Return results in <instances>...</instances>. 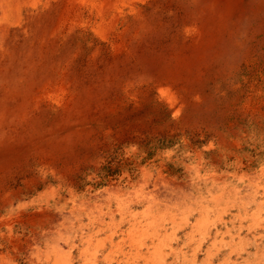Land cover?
Returning a JSON list of instances; mask_svg holds the SVG:
<instances>
[{
  "label": "rangeland",
  "instance_id": "rangeland-1",
  "mask_svg": "<svg viewBox=\"0 0 264 264\" xmlns=\"http://www.w3.org/2000/svg\"><path fill=\"white\" fill-rule=\"evenodd\" d=\"M199 1L175 0L167 8L157 2L159 10L148 11L140 24L130 23L128 54L111 58L109 52L90 61L80 47L74 111L51 113L35 133L29 232L23 235L22 223L14 231L16 240L29 242L26 251L23 245L14 249L12 264H53L55 246L71 252L69 264H151L163 243L171 250L162 245V264H202L205 251L217 248L211 264H264V222L252 227L256 207L249 203L264 201V0H229L217 9L206 0L208 49L201 60L196 42L183 34L185 27L198 28ZM181 48L185 63L169 67ZM68 52L65 47L62 53ZM165 77L175 84L174 101L158 90ZM108 187L120 189L140 221L138 259L136 246L126 239L129 216L122 218ZM222 189L232 203L203 238L194 227L200 206L211 207ZM15 196L17 203L21 195ZM151 197L155 206L149 208ZM39 207L46 210L43 218ZM207 214L214 221L215 213Z\"/></svg>",
  "mask_w": 264,
  "mask_h": 264
},
{
  "label": "bare ground",
  "instance_id": "bare-ground-1",
  "mask_svg": "<svg viewBox=\"0 0 264 264\" xmlns=\"http://www.w3.org/2000/svg\"><path fill=\"white\" fill-rule=\"evenodd\" d=\"M207 1H209V3L211 4V9L213 8V6L217 9L221 5H225L227 4V2H229V0H207ZM207 1L206 0L199 1L198 28L192 29L191 27H185L183 31V34L185 37L187 36V39H190L191 42H196L193 44L197 47L198 52L201 53L199 56L200 58L199 60H201L203 54V48H204L203 44H205V41L208 38L207 28L204 22L205 17L207 15L206 11L209 8L208 4L206 3ZM157 2H164V1L163 0H0V264H12V262L15 261L13 260L12 252L16 247L23 245L22 251L27 250L26 246L28 245L29 240L27 238L24 239L22 242L21 240H16L14 237V231L16 230V225L22 223L21 227H22L23 235L26 236L27 233L29 232V227L27 224L28 221L30 220L29 219L30 204L29 201H27V198H28V194L31 192L29 169L31 167V162L33 161L32 145L36 142L37 139L36 134H38V127L42 126L45 117L49 116L51 113L63 114V113H68L69 111L71 112L74 111L73 107L75 106L78 99L74 73H75V69L78 67V62L80 61L79 58L83 57V55H80V47L85 50V51L83 50V52L81 53L85 54L86 52L88 59L90 61L96 60V58L102 56L101 54L104 53L110 52L111 54H113L111 58L113 57L116 58V56L120 54L130 53L129 51L130 38L126 37L127 32H129L130 23L133 22V24L134 23L136 24L138 22V24H140L143 20H145V15L148 11L159 10L157 7ZM174 2L175 0H166V2H164L165 8L172 6ZM151 38L150 41L152 40ZM80 41L84 42L85 46L83 45L82 47ZM90 41L92 43H90ZM154 41H157V39H155ZM164 43L165 42H163V44ZM136 45H138V43ZM65 47L69 49L68 56H64L62 53ZM176 49L178 48L176 47ZM205 49L206 48H204V50ZM179 51L180 52L178 54L175 53L174 56L167 61V64L169 63L168 64L169 67L172 66L171 64H178V66L180 65L182 66V64L185 63L186 60L184 58L185 57L184 49L181 48ZM154 56L156 57V55ZM143 61H145V59ZM168 77L167 78L165 77V80L161 81L158 90L161 92V94L167 97V99H169L170 101H174L176 99V91L174 90L175 84H173V82H171V80H169ZM136 82L137 81L135 80L128 84L129 85L131 84V87H133ZM182 84L183 83H181V85ZM43 163L41 162V164ZM161 183L163 185L167 184L165 180H161ZM157 185L159 186L158 183ZM119 191L120 189L113 187L107 189V192L110 195H113L114 199L115 197L117 198L118 200L117 207L118 209H120V212L123 216L122 218H125V214L129 216L128 220L130 224V230L127 231L128 233L126 239L128 240L129 245H132L133 247L136 246L133 255L135 256V258L138 259L141 255L140 242L142 241L139 240L141 233L137 235L140 229L139 228L140 221L136 218V213L131 211L130 208H128V205L125 204V202L121 199L122 194L119 193ZM221 191L222 192L219 195L212 198L211 200L212 209L210 206H205V205L200 206L202 209L200 213L201 215L198 219H196V222L194 223L195 224L194 227H196V229L200 231L199 234L201 236L204 235L203 238L208 236V232L211 226H213L215 222H219L221 220L222 213L225 212L226 207L229 208L230 206L227 205L232 203L228 201L229 197L227 196L230 195L229 192L224 191V189H222ZM16 194L21 195L20 200L17 203H16L17 198L15 196ZM246 197L250 199L249 195H247ZM153 199L154 198H152V200L150 201L151 206H149V208L155 206ZM254 200L255 198L250 199L249 203L251 202L253 204L255 203L254 206L256 207V213L255 214L252 213L251 218L253 219L252 227L254 226L257 227L264 222V201L256 203ZM240 205H244V204L240 202ZM38 211H39L38 216L40 218H43V216L46 214V210L42 207H39ZM153 212L155 211L153 210ZM208 212L215 213L214 221L212 220V218L207 216ZM97 214L99 215V212H97ZM106 215H108V217L110 216L109 213H107ZM58 216L59 215L55 216L54 218H57ZM85 216H87V214ZM145 216L148 215L145 214ZM152 218L154 219V216H152L151 219ZM184 224H186V222ZM157 230H158L157 225H154L153 228L151 229V231L153 232L152 234L153 236L157 235L156 232L159 231ZM160 242H162V240H160L159 243ZM227 243L224 244V242L221 241L222 245L221 246L219 245L220 249L223 246L225 247V245L230 246L229 244L230 240ZM162 245H165V247L167 246V248L171 250L170 243L169 244L163 243L159 245V247H156L155 253L151 256V258H149L151 260V264H160L162 262V259L164 260L165 257L164 258L162 257V253L164 252L163 251L164 247H162ZM198 246L199 244L195 247V249L199 248ZM2 249L5 250L2 251ZM241 249H243V246H241ZM52 251L54 252L55 255V262L53 264H69L71 262L72 257L70 251L68 250H66L68 252L62 251L61 249H59L58 246H55L52 249ZM218 251L219 248H217L215 252H211V249H207L205 251L202 264H211V260L217 255ZM234 251L235 250H233V252ZM48 253L46 254L48 255ZM128 256H130L129 253ZM258 256L259 255L257 254V257ZM245 261H249V260H245Z\"/></svg>",
  "mask_w": 264,
  "mask_h": 264
}]
</instances>
